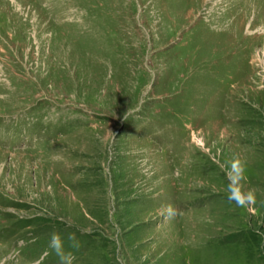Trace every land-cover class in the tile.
I'll return each instance as SVG.
<instances>
[{
    "label": "rangeland",
    "instance_id": "374dc122",
    "mask_svg": "<svg viewBox=\"0 0 264 264\" xmlns=\"http://www.w3.org/2000/svg\"><path fill=\"white\" fill-rule=\"evenodd\" d=\"M53 233L72 264H264V0H0V264H59Z\"/></svg>",
    "mask_w": 264,
    "mask_h": 264
},
{
    "label": "clouds",
    "instance_id": "9594fccd",
    "mask_svg": "<svg viewBox=\"0 0 264 264\" xmlns=\"http://www.w3.org/2000/svg\"><path fill=\"white\" fill-rule=\"evenodd\" d=\"M246 168V161L240 159V157H234L230 162V167L227 168V174L229 175V182L227 185V198L230 202L236 203L238 206H245L251 204L255 200V193L252 191H241L239 180L243 179V174ZM70 243L69 250H65L63 242L57 233H53L51 236L50 247L56 253L59 264H72L75 259L72 248L78 247V243L75 242L74 237H68Z\"/></svg>",
    "mask_w": 264,
    "mask_h": 264
}]
</instances>
